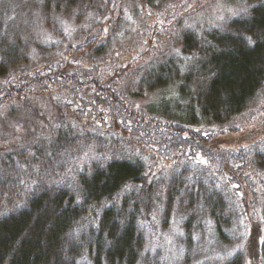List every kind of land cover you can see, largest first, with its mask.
<instances>
[{"label":"trees","instance_id":"1","mask_svg":"<svg viewBox=\"0 0 264 264\" xmlns=\"http://www.w3.org/2000/svg\"><path fill=\"white\" fill-rule=\"evenodd\" d=\"M127 1L42 0L36 46L23 38L0 45V80L11 81L0 110L11 101L26 105L28 89L48 87L55 78L99 97L83 104L76 96L59 106L57 125H47L55 135H38L32 152L19 148L0 158V264H167L151 249L148 226L155 217L168 227L179 207L187 213L188 243L204 222L227 240V230L245 223L247 205L264 224V142L236 151L214 146L219 137L238 133L235 119L264 109V0H244L240 11L217 24L184 30L178 38L182 56L157 59L139 83L121 62L111 65L107 80L100 71L83 78L70 74L72 64L55 65L54 46L43 45L47 36L62 37L69 54L93 52L83 25L103 20L110 36ZM75 26L79 37L67 44ZM35 47L38 69L32 71ZM166 90L176 92L169 117L147 114L127 100ZM29 101L28 109L42 112ZM140 123L185 140L166 151V142L153 141ZM245 190L253 203H241ZM262 250L264 256V243ZM182 260L194 264L188 254ZM199 264H245L244 253Z\"/></svg>","mask_w":264,"mask_h":264},{"label":"rangeland","instance_id":"2","mask_svg":"<svg viewBox=\"0 0 264 264\" xmlns=\"http://www.w3.org/2000/svg\"><path fill=\"white\" fill-rule=\"evenodd\" d=\"M41 1L0 0V45L11 46L15 39L23 38L30 43L31 47L36 46ZM244 6V0H166V2L165 0H128L122 14L115 23L113 21L115 28L110 36H107L108 28L103 20L95 19L83 25L82 32L93 37L92 45L96 46L93 52L88 54L79 52L76 55L72 52L70 55L61 46L62 37L47 36L43 45L46 48L54 46L55 65L65 66V69H68V64L73 65V69L70 65V74L77 73L83 78H91L100 71L102 80H107L110 79L109 73L112 72L111 65L121 62L123 67L129 66L131 69L132 82L139 83L147 67L157 59L174 54L182 56L178 38L184 30L215 25L220 20L237 13ZM76 26L67 36V44L71 41L69 37L74 39L79 37L81 31ZM101 38L105 40L102 41ZM98 39L99 43L96 42ZM149 42L151 50L147 53L146 46L149 47ZM36 49L37 47L32 50L31 61L36 63L32 71L35 68L38 69ZM143 52L145 56H139ZM127 59L133 60V65H129L126 62ZM87 65L91 71H86ZM13 78L17 80V77ZM10 84L11 81L7 78L0 80V97L8 93ZM37 85L27 90L33 91L29 94L26 105L19 101H11L0 110V158L6 152L19 148H27L28 153L32 152L38 135H55V132L51 131V134L47 131V125L48 122L57 125L55 120L59 106L74 103L76 96H79L81 101L84 98L83 104L99 98L94 92L80 89L74 82L67 79L55 78L54 83L48 87ZM123 91L128 92V89L125 87ZM175 93V90H166L162 93L147 94L140 99L130 95L127 100L138 110L141 109L147 114L159 113L169 117L171 112H175ZM30 99L36 101L31 104L33 107L36 106L37 110L39 108L41 113L28 109ZM103 102L106 103V100ZM51 107L53 110L49 115L46 111ZM46 114L48 117L44 118ZM64 116L71 120L67 110ZM232 125L236 126L238 133L219 137L214 142L217 149L232 151L238 150L239 147L253 149L257 148L254 146L264 142V109L254 115L241 116L235 119ZM145 126L147 130L153 132L155 136L153 141L166 142L163 145L166 151L174 150L185 140L165 130L154 132L152 128L154 124H139V127ZM205 153L214 157L210 151ZM241 196L242 204L245 200L250 204L253 203L254 197L249 192L247 195L241 192ZM247 207V213L244 215L245 223L234 230H227V240L218 236L212 223L204 222L203 225L194 228L190 242L185 241L183 224L187 213L184 207L175 210L173 220L168 227H163L153 217V221L148 226L152 242L151 249L158 250L162 260L167 264H184L182 259L187 254L193 257L194 264L220 263L238 251L244 253L245 264H264V256L261 255L264 224L260 222L259 216L255 215L254 206L250 207V211L248 205Z\"/></svg>","mask_w":264,"mask_h":264}]
</instances>
